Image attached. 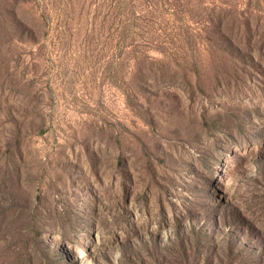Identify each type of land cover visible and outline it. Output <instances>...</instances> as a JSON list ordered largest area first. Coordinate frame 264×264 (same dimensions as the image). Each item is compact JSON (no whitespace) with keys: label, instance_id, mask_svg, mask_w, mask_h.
Instances as JSON below:
<instances>
[{"label":"rangeland","instance_id":"374dc122","mask_svg":"<svg viewBox=\"0 0 264 264\" xmlns=\"http://www.w3.org/2000/svg\"><path fill=\"white\" fill-rule=\"evenodd\" d=\"M0 264H264V0H0Z\"/></svg>","mask_w":264,"mask_h":264}]
</instances>
